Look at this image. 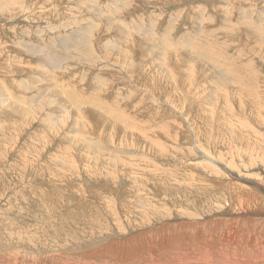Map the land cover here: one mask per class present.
<instances>
[{
  "label": "rangeland",
  "instance_id": "rangeland-1",
  "mask_svg": "<svg viewBox=\"0 0 264 264\" xmlns=\"http://www.w3.org/2000/svg\"><path fill=\"white\" fill-rule=\"evenodd\" d=\"M89 25L95 60L71 47ZM263 39L264 0H0V264H186L205 249L193 234L227 232L212 264H264Z\"/></svg>",
  "mask_w": 264,
  "mask_h": 264
},
{
  "label": "bare ground",
  "instance_id": "bare-ground-1",
  "mask_svg": "<svg viewBox=\"0 0 264 264\" xmlns=\"http://www.w3.org/2000/svg\"><path fill=\"white\" fill-rule=\"evenodd\" d=\"M7 1H10V0H7ZM95 4V3H94ZM89 6V5H88ZM88 9H90V6H89V8ZM80 15V14H79ZM81 16V15H80ZM243 17H245V15L243 16ZM74 19V18H73ZM75 19H76V17H75ZM243 19V18H242ZM90 20H91V18H90ZM74 22V21H73ZM87 22H89V21H87ZM91 22V21H90ZM133 25H134V22H132V23H130V25L127 27V28H122L121 30H122V32H123V34H124V39L125 40H130V39H132V35H131V32H132V29H133ZM89 26H91V25H89ZM60 27V26H59ZM83 27V26H82ZM96 28V26H91V27H87V28H85L84 30L83 29H81L80 31H78L77 30V32L76 33H79L81 36H82V38H83V40H82V44H81V38L77 35V34H74L73 35V37H72V42H71V44H72V46L71 47H73V46H76V45H82V47H84V50H83V56L84 57H88V58H90L91 60H95L96 59V55L95 54H93L92 52H91V49H92V47L94 48L95 47V40H93V33H91L90 34V31L91 30H94ZM72 29V28H71ZM249 30H253V27L251 28V29H249ZM230 33V32H229ZM37 34H38V32H37ZM259 33H258V31H256V32H254L253 34H251V33H249V35H253V38H254V36H255V40H256V42H258V41H261L262 40V38H261V36L258 38V35ZM154 35H155V33H154ZM158 35V34H157ZM69 37V36H68ZM157 39H158V37H157ZM161 39V38H160ZM264 40V39H263ZM56 41V40H55ZM54 41V42H55ZM62 41V40H61ZM61 41H60V39L57 41L58 43L57 44H59L58 45V49H60L61 48V46L62 47H64V49L63 50H65L66 49V46H67V44L65 43V44H62L61 43ZM64 41V40H63ZM68 41V40H67ZM160 42H165V40L164 39H161V40H159ZM261 43V42H260ZM262 44V43H261ZM46 45H48V46H41V47H36V48H34L33 50H32V52H35V53H39L40 54V52H43L44 53V51L45 50H51V48H53L54 46L52 45V43L51 44H46ZM56 46V45H55ZM90 46V47H89ZM32 46H30L29 48H31ZM69 47V46H68ZM81 47V48H82ZM192 47L193 48H195V50H196V52H197V54H196V57H195V60H203L206 64L207 63H209V62H211L212 60H208L206 57H205V55H204V50H203V48L200 46V44H199V41L198 40H195L193 43H192ZM162 48V50H163V52H167V49L168 48H170L171 50H172V46L171 45H165V46H163V47H161ZM57 51V50H56ZM66 51V50H65ZM69 51V50H68ZM58 52H60V50L58 51ZM64 52V51H63ZM51 53V52H50ZM66 54H67V52H65ZM105 53H108V52H105ZM72 54V53H71ZM49 56V55H48ZM54 57H56V56H54ZM100 57V56H99ZM98 57V58H99ZM47 58H49V57H47ZM43 59V58H42ZM161 64H162V61H161ZM239 66H237L236 65V67L232 70V71H230V72H227L228 74H229V76H231V74H233L232 72H237L238 70H239V73H240V75H237L236 73H235V78L234 79H236V81H241V80H243L244 78L243 77H241V76H243L244 75V72H241V71H243V70H240V68H243L244 69V67H242L240 64H238ZM244 66V65H243ZM205 69V68H204ZM61 71H65L64 69H62V70H58V72H61ZM203 72H205V70L203 71ZM208 71H206V73H207ZM210 73V72H209ZM243 73V74H242ZM170 74V73H169ZM188 75H189V73H187ZM208 74V73H207ZM213 74V75H212ZM212 74H211V76H216V77H218V78H220V79H223V77H222V75L224 74L223 72H219V71H214V72H212ZM155 75L157 76V78H161V76H162V71L160 70V69H156V71H155ZM245 75H247V74H245ZM252 74H250V75H247L248 77H250ZM47 76V75H46ZM55 76H56V74H53L52 75V77H51V79H55ZM232 78V77H231ZM173 82H175L176 80H172ZM184 81V80H183ZM191 81V80H190ZM66 82V81H65ZM64 82V84L65 85H67L68 87H60V90L62 91V94H63V96H67V98H69V99H72V100H69V103L71 104V105H79V103H78V101H82L84 98H86V97H83V95L79 92L78 94L79 95H81L80 97H79V95H76V94H73L71 91V89H74V84L72 85L71 84V82H70V84L72 85V86H70V84L67 82V83H65ZM185 83H187V81H184ZM53 83V82H52ZM69 84V85H68ZM176 84H177V81H176ZM188 84V83H187ZM170 85V84H169ZM190 85V84H189ZM76 86V85H75ZM102 87V85H95V88L97 89H95L94 88V90H93V92H92V94L90 95V96H88V99H89V101L90 102H92V103H94V104H96V105H98V106H101L102 104H103V99H99L100 98V94L98 93V90L100 89ZM227 87V84L225 85V88ZM179 88V87H178ZM220 87H218V89H219ZM199 90V89H198ZM100 91V90H99ZM101 92V91H100ZM249 92V91H248ZM226 94L228 93V92H225ZM237 95H238V97H242L243 95H241L240 93H239V91L237 92ZM62 96V97H63ZM227 96H228V98H229V95L227 94ZM67 98H62V99H65V100H67ZM103 98V97H102ZM222 98L223 99H225L226 97L225 96H222ZM250 98V97H249ZM66 102L68 103V100L67 101H65V103H64V100H63V104L64 105H66ZM61 103V104H62ZM70 104H67L68 106H70ZM74 107V106H73ZM76 108V107H75ZM74 111H79V110H77V109H73ZM96 116H98V115H96ZM75 119V116L72 118V120H74ZM97 119H98V117H97ZM90 125L89 124H86V125H84V126H82V127H79V128H82V129H86L87 127H89ZM101 132H104L103 130H102V127H101ZM105 132H106V130H105ZM73 134L71 135L72 137H75V138H77V136H79V135H82L80 132H72ZM99 134L101 135V133L99 132ZM105 138H107V136L105 137ZM97 140V139H96ZM100 141V140H99ZM98 140L93 144V145H82V150L83 151H86L87 149H89V148H93L98 154H99V152H98V147H96L95 145L99 142ZM108 141V140H107ZM106 141V142H107ZM109 142V141H108ZM118 147V146H117ZM107 161H109V160H107ZM250 197V196H249ZM246 202H249V203H251V200H248V201H246ZM240 203H241V201H240ZM232 205V204H231ZM234 205V204H233ZM238 208H240V206L238 207ZM245 208V207H244ZM235 209V208H234ZM213 212L212 211H208V213H207V216L206 215H204V217L203 218H208V220H206L207 222L208 221H214V222H216L217 224L220 222V221H222L221 219H215V220H217V221H215L210 215L212 214ZM215 213V212H214ZM213 213V214H214ZM228 214V213H227ZM226 214V215H227ZM218 215V214H217ZM224 215V214H223ZM222 216V215H221ZM216 217V216H215ZM219 217V216H218ZM190 218H191V221L190 222H192V223H194L193 222V220L192 219H194V217H192V215H190ZM221 218V217H220ZM210 219V220H209ZM232 219H234V218H232ZM231 219V220H232ZM202 220V219H201ZM225 221V220H224ZM233 222V221H232ZM234 223V222H233ZM199 224V223H198ZM224 224V223H223ZM230 225V224H229ZM162 226H163V224H162ZM224 226V225H223ZM232 226V225H231ZM234 226V225H233ZM232 226V227H233ZM59 227V226H58ZM170 227V226H169ZM165 228V227H164ZM169 229V228H168ZM167 229V230H168ZM233 229V228H232ZM162 230H164V229H162ZM166 230V231H167ZM170 230V229H169ZM234 230H236L235 228H234ZM150 231H151V229H150ZM149 231V232H150ZM158 231V230H157ZM229 231H230V229H229ZM152 232V231H151ZM150 232V233H151ZM174 232V231H173ZM148 233V232H147ZM159 231H158V237H159ZM164 233V232H163ZM166 233V232H165ZM144 234V233H143ZM142 234V235H143ZM155 235H157L156 233H154ZM154 234H152V235H154ZM161 234V233H160ZM174 234V233H173ZM173 234H171L172 236H174ZM207 234V233H206ZM151 235V234H150ZM151 235V236H152ZM154 235V236H155ZM222 235H223V233L222 234H220L218 237H207V236H205V235H203V234H193L192 235V241H194V242H196V243H198V244H200L199 246H203L205 249H202V252L198 255V259H196L195 261H190V257H189V260L187 261V263L188 264H190V263H193V262H195V264L197 263V260H198V262L200 263V264H204L205 262H207V263H214L215 261L217 262L218 261V258L221 256V255H224V252H225V250H224V246H223V244L224 243H226V242H230V243H232V244H234V245H236V244H238V242L234 239V237H233V235L234 234H232V232L231 233H225V239H220L219 240V238L220 237H222ZM211 236H212V234H211ZM214 236H215V234H214ZM160 237H162V236H160ZM168 237H170V236H168ZM162 238V239H159V241H157L156 242V240H155V244H156V246H161V244H162V246L164 247V245L166 244V246L168 247V244L169 243H172L173 241H172V239H176V240H179V238L177 237V235H175L172 239L171 238ZM251 238H252V236H250ZM135 238V237H134ZM138 238V237H137ZM136 238V239H137ZM150 238V237H149ZM240 238V237H239ZM243 238H244V236H243ZM241 239V238H240ZM154 240H152V243L154 242ZM219 240V241H218ZM238 240V239H237ZM139 241V240H138ZM149 241V240H148ZM170 241H172V242H170ZM253 241L254 240H252L251 241V244L253 243ZM140 242V241H139ZM175 242H178V241H175ZM243 242V241H242ZM242 242L240 243V245L239 246H241V247H243L242 246ZM245 242V241H244ZM122 243V242H121ZM174 243V242H173ZM249 243V242H248ZM112 244V243H111ZM114 244V243H113ZM178 244H179V242H178ZM180 244H181V242H180ZM132 245V244H131ZM139 245V247H137V248H135L134 246H133V251L132 250H130V251H125V250H127V249H123V255L124 256H128V255H130V254H133L135 257H137L138 258V256H136L137 254H139V252H138V250L139 249H141V248H143V244H142V242L141 243H139V244H137V246ZM171 245V244H170ZM169 245V246H170ZM215 245L217 246V245H219L220 246V248H219V246L218 247H215ZM173 248H174V245H171ZM170 246V247H171ZM176 247H177V245H175ZM238 246V245H237ZM238 246V247H239ZM248 246V244H246V247ZM166 247V248H167ZM170 247H168V248H170ZM119 248V247H118ZM154 248V247H153ZM248 248H249V246H248ZM251 248V247H250ZM259 248V247H258ZM150 249V248H149ZM155 249V248H154ZM241 249V248H240ZM247 249V248H246ZM246 249H243V250H246ZM119 250L120 249H117V247H114V246H112V247H105L103 250H99V249H97V250H95V251H92V252H88V254H91V255H94L95 253H101L102 255L103 254H105V253H109V254H115L116 256H114V257H116L117 259L119 258V256L117 255L118 254V252H119ZM153 250V249H152ZM174 250V249H173ZM180 250H182V249H180ZM132 251V252H131ZM214 252L215 254L214 255H209V252ZM152 252V251H151ZM179 252V251H178ZM184 252V251H183ZM169 253V252H168ZM260 253V252H259ZM153 254H155V253H153ZM261 255V257H264V254H260ZM141 256V255H140ZM181 256V255H180ZM194 256V255H193ZM48 257H50V256H48ZM195 257V256H194ZM232 257H234V256H232ZM47 258V257H46ZM45 258V259H46ZM178 258V257H177ZM196 258V257H195ZM254 259L255 258V256L253 255V253H250L249 254V259ZM50 259V258H49ZM49 259H48V261H49ZM186 259V258H185ZM191 259H193V258H191ZM231 259V258H230ZM227 260V259H226ZM229 260V259H228ZM227 260V261H228ZM46 261V260H45ZM50 261H52V264H54L53 262L54 261H56V260H53V259H51ZM38 262H39V260H38ZM43 263V262H42ZM47 263V262H46ZM59 263L60 264H66V263H62L61 261H59ZM186 263V264H187ZM44 264V263H43Z\"/></svg>",
  "mask_w": 264,
  "mask_h": 264
},
{
  "label": "crops",
  "instance_id": "crops-1",
  "mask_svg": "<svg viewBox=\"0 0 264 264\" xmlns=\"http://www.w3.org/2000/svg\"><path fill=\"white\" fill-rule=\"evenodd\" d=\"M206 195V194H205ZM220 196H222V195H220ZM220 196H213V197H215V199L217 200V202H218V198L220 197ZM209 197V196H208ZM206 198V197H205Z\"/></svg>",
  "mask_w": 264,
  "mask_h": 264
}]
</instances>
